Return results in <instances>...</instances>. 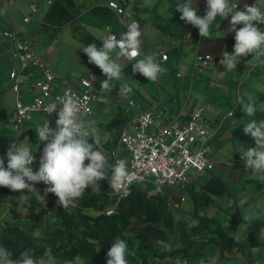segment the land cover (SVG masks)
Instances as JSON below:
<instances>
[{
	"label": "crops",
	"instance_id": "0c3cea01",
	"mask_svg": "<svg viewBox=\"0 0 264 264\" xmlns=\"http://www.w3.org/2000/svg\"><path fill=\"white\" fill-rule=\"evenodd\" d=\"M53 1L48 0L47 4L51 5ZM75 1L78 8L81 7L82 10L81 12L79 10L77 25H79V15L92 18L99 24L97 28V26H93L90 19H86L81 26L85 33L96 38L98 48L102 47L101 41L107 37L109 32L120 36L126 31L107 6L110 1H115L124 6L127 24L132 20L139 22L142 29L141 49L143 53L154 55L162 51L166 52L169 57L168 61L163 64L165 71L158 76L156 81H148L139 73H133L132 67L135 62L113 54V59H116L121 65V78L110 82L117 83L116 91L112 87L110 91H101L100 87L99 94L107 99V104H93L91 116L79 114L85 124H90L87 127L91 138L98 135L101 139H106L101 128L118 108L119 113H121V109H124L125 112L121 118L122 131L126 123L141 112H153L155 126L151 130H154L171 120H175L180 125L185 124L198 109L204 108L205 119L212 123L209 128V143L212 151L211 158L215 163L214 169L220 164L221 167L226 165L222 159L227 155L237 157L240 151L255 147L254 139L243 133V125L252 117L244 115L238 101L243 98L247 103L248 97H253L258 111L256 118L264 120V112H261L264 111V100L262 99L264 96V64L257 63L255 67L246 66V62L252 59L251 55L242 58L236 69H224L220 64L223 51L229 53L234 51L235 32L228 31L231 26L230 16L226 19L217 17L210 25V35L201 37L198 28L180 19L181 13L176 10L175 5L184 2V0H109L107 3L101 0ZM31 3L36 2L32 1ZM193 3V6L198 9V15L203 17L206 14V0H193ZM229 3L234 4V0H229ZM245 3L252 5L255 0H240L238 9L243 10ZM26 4L25 0H0V99L5 95L9 100V102L2 101L0 108L7 112L13 110L14 117L18 101L28 104L34 100L37 94L36 83L41 79V72L32 64H28L27 69H21L19 61L13 57V43L3 36L4 31L12 29L22 38L31 41L35 55L58 79L75 81L80 77H87L97 85L107 79L96 65L88 62V57L82 50L88 44L74 35V32L70 37L66 36L63 41L62 38H59L54 41L55 43L44 44L40 49H36L35 41L37 37L38 40L40 39V32L34 23H41L43 26L48 10L42 11L38 6V12L33 20L29 24H24L23 14L27 13L23 11L28 12L29 8ZM129 6L133 7L134 13L127 12ZM68 25L72 24L65 26ZM259 27L264 31V25H259ZM32 36L33 38H30ZM197 55L210 56L212 60L203 68L202 72L195 74L193 65ZM66 59H69L72 69H74L68 73L63 70ZM13 71L18 72V93L14 91L13 81L10 79V74ZM125 84L132 88V92L120 95L119 90ZM156 86L158 87L157 91ZM10 89L13 91H9ZM259 101H262V104H258ZM131 102L135 106H130ZM229 113L232 115L230 116ZM40 116V114L35 115L27 123L25 134L32 136V128L44 124L45 120L43 121ZM1 129L2 127H0ZM119 134L112 139L108 138L107 142L103 143L105 145H102L100 140L94 139L108 150L116 143ZM257 148L261 149L258 146ZM35 149H32V152ZM122 155H125L124 151H122ZM241 165L244 166V163ZM203 175V173L196 174L190 182L188 188L191 194L201 193L200 185L212 176L203 177ZM236 181L240 182L238 178ZM251 181L256 184V195H262L264 173H255ZM252 230L255 231L261 243L260 246H256L259 252L255 261L258 262L260 257H264V239L258 236L259 229L251 228L250 232ZM230 262L227 261V264ZM213 263L215 262L209 264ZM218 263L222 264L221 261Z\"/></svg>",
	"mask_w": 264,
	"mask_h": 264
},
{
	"label": "clouds",
	"instance_id": "9594fccd",
	"mask_svg": "<svg viewBox=\"0 0 264 264\" xmlns=\"http://www.w3.org/2000/svg\"><path fill=\"white\" fill-rule=\"evenodd\" d=\"M193 0L175 5L181 13L180 19L187 24L198 28L201 37L210 35V25L220 17L226 19L229 16V32H235L234 51H223L220 64L224 69H236L242 58L251 55L252 59L246 62V66L255 67L257 63L264 64V31L259 25H264V2L255 0L252 5L244 4L243 10L238 9V4H230L229 0H206V14L198 15L197 7L193 6ZM239 26V27H238ZM127 30L117 39L116 36H107L102 42V47L95 43L82 48L88 57L90 64L96 65L107 79L101 81V91L111 90V81L121 78V65L113 54L120 57L136 59L133 63V73H139L148 81H156L165 69L157 62L155 55H144L141 50L142 29L138 21L132 20L126 25ZM132 88L122 85L119 94L127 95ZM238 103L240 109L248 117H252L243 125V133L255 141V147L243 150L240 160L244 162L245 173H264V150H258L257 146L264 149V120L256 118L257 106L253 97H248L245 103L241 98ZM50 114L56 112L58 118L55 128L47 121L43 126L35 129L39 142L44 143L39 159L38 171H33L32 165L36 160L32 150L16 142L9 144L6 150L7 166L0 158V187H5L13 192H28L38 198H44L35 184L43 182L47 185L44 195L54 194L57 204L64 209L75 207V202L80 199L88 188L100 191V181L107 180L110 188L119 192L127 183L129 173L126 161L119 160L110 165L106 156L95 147L96 141L90 142L91 133L87 125L80 119L81 102L79 98L66 95L50 105ZM264 112V111H261ZM88 161V163H86ZM25 199L30 197L25 196ZM244 225L256 221H264L260 216L249 209L242 215ZM264 239V227L259 229V235ZM156 243L165 249L170 247L163 240ZM36 249L28 248L20 252L18 259H13V252L7 247L0 246V264H55L51 248H46L39 258L34 257ZM128 245L125 240L116 238L106 254L107 264H128ZM65 264H72L65 261Z\"/></svg>",
	"mask_w": 264,
	"mask_h": 264
},
{
	"label": "trees",
	"instance_id": "16d2710c",
	"mask_svg": "<svg viewBox=\"0 0 264 264\" xmlns=\"http://www.w3.org/2000/svg\"><path fill=\"white\" fill-rule=\"evenodd\" d=\"M78 13L75 0H54L45 15L43 27L47 32H53L66 24H72L74 35L80 40L86 44H96V38L85 33L76 24ZM262 99L264 100V96ZM7 118V111L0 108V120ZM13 141L19 145L21 138L0 136V158L6 157V150ZM92 141L96 140L90 137V142ZM95 147L108 160V150H104V146L97 141ZM34 187L44 198L26 191L13 192L0 187V205L12 198L30 194L32 197L26 204L28 212L25 219L32 226L31 230H41L44 218L47 217L45 233L48 236L45 237H49L51 242L60 238L62 241L57 246L44 247L37 243V238L28 229L17 224H7L0 230V246L13 252V259H18L20 252L28 248L36 249L34 257L39 258L50 247L53 256L58 255L65 260L82 257L85 264H100L101 255L107 254L113 241L120 238L128 245V264H157L166 258H182L196 264L206 255L201 251H215L221 261L234 259L237 253H244L247 249L261 245L255 231L252 230L246 240H238L217 218L206 214L195 213L190 220L177 218L170 207L168 195L162 190L149 197L142 186H136L127 198L113 206L115 213L107 216L106 208L113 203L105 195L94 193L91 187L75 202V207L67 209L57 204L58 198L54 194L44 195L47 185L43 182ZM200 190L204 200H212L211 195L225 196L230 188L223 179L212 175L200 185ZM233 215L242 221L240 214ZM193 220L196 222L192 223ZM158 240L165 241L170 247L165 249L156 243ZM135 249L139 251L136 252Z\"/></svg>",
	"mask_w": 264,
	"mask_h": 264
},
{
	"label": "built area",
	"instance_id": "2783aa9c",
	"mask_svg": "<svg viewBox=\"0 0 264 264\" xmlns=\"http://www.w3.org/2000/svg\"><path fill=\"white\" fill-rule=\"evenodd\" d=\"M240 0H234V5ZM51 3V2H50ZM108 8L112 10L118 22L127 30L125 22V8L115 1L108 3ZM38 12L37 3L29 5L27 14H23V23L29 24ZM3 36L8 38L14 46L13 57L19 61L21 69H27L28 64H32L41 72V79L36 83L37 94L31 103L24 104L18 101L15 111V129H20L21 125L28 123L37 114L45 115L44 124L50 117L58 118L56 112L50 114V105L57 102L59 98L72 95L79 98L81 111L79 114L91 116L93 114L92 105L95 103L105 104L107 99L99 94L100 85H97L87 77H80L75 81L58 79L56 75L35 55L31 41L22 38L14 30L3 32ZM107 36L119 35L109 32ZM142 50V49H141ZM143 53V51H142ZM145 55V53H143ZM157 62L163 67L169 57L166 52L154 54ZM129 61L136 62V59L126 57ZM210 56L197 55L193 65V73L202 72L211 61ZM180 76V75H178ZM13 81V89L19 92L18 72L10 74ZM130 106H135L130 103ZM204 108L198 109L185 124H178L175 120L153 129L155 126V115L152 111L139 113L130 122H127L124 130L119 135L118 140L108 151V163L114 165L119 160L126 161L129 173L126 185L116 192L110 188L107 180L100 181L101 190L93 191L99 195H105L112 205L106 208V215L115 213V208L121 200L127 198L134 187L142 186L145 183H153L160 187H175L187 189L196 174L210 172L214 170L215 163L212 160V151L209 143L211 122L204 117ZM231 116L232 113H229ZM44 144L35 149L32 168L36 171L38 157L41 156ZM124 150L125 155H122ZM264 150V149H260ZM240 151L236 157L235 164L241 165ZM149 197L156 193L146 191ZM157 264H191L182 258H166ZM213 264H220L215 262ZM256 264H261L259 261Z\"/></svg>",
	"mask_w": 264,
	"mask_h": 264
},
{
	"label": "rangeland",
	"instance_id": "374dc122",
	"mask_svg": "<svg viewBox=\"0 0 264 264\" xmlns=\"http://www.w3.org/2000/svg\"><path fill=\"white\" fill-rule=\"evenodd\" d=\"M27 7L30 5V2L35 1L38 6L41 7L42 11L49 10L50 5L47 4L48 0H25ZM104 3H107L109 0H101ZM141 2V1H139ZM26 8V7H25ZM27 10V9H26ZM81 10V7L78 8V11ZM29 11V8H28ZM25 13H28L27 11H23ZM79 12V13H80ZM127 12L134 13V9L132 6H129L127 9ZM42 13V12H41ZM78 20V24L80 26H83V21L85 22L86 19H90L92 21L91 23L93 26H99L97 22H94L92 18H87V16H81ZM38 18V17H37ZM39 29L40 32V39L38 40V37L35 41V48L40 49L41 47L45 45H48L50 43H55L54 41H57L59 38H62V41L65 39V37H70L73 34V26L68 25L62 28H59L58 30L47 32L41 23H34ZM30 38H33L30 37ZM63 70L65 72L73 71L71 63L69 59L65 60V63L63 65ZM112 88L115 90L117 83L113 82L111 83ZM158 87L156 86V91ZM9 91H13V89H10ZM116 91V90H115ZM111 100V99H110ZM117 101V99H115ZM4 102H9L8 96H2V99H0V104ZM107 104V103H106ZM258 104H262V101L258 102ZM1 106V105H0ZM116 112L103 123V126L101 130L105 133L106 139H101L96 135L94 138L96 140H100L102 145L104 142H107V139H112L116 137L120 131H122L123 126L122 125V116L125 115L124 109H121V113H119L118 110H115ZM8 118L7 120H0V127L2 129L0 130V136H7L10 138L20 139L21 141L19 145H24L29 147L31 150L38 148L41 146L42 142H39L38 140V134L35 131V128L33 129V135H27L25 134L27 123H24L21 125L20 129L16 130L14 121L15 117L13 115V110H8ZM120 114V115H119ZM120 116V117H119ZM43 121L46 120L45 115L40 116ZM50 121L52 122V128H55V121L56 117H50ZM44 124H42L43 126ZM89 126L90 124H86ZM121 126V127H120ZM25 134V135H24ZM120 135V134H119ZM119 137V136H118ZM105 150V147H104ZM124 151V150H123ZM39 159L36 163V171H38L39 168ZM223 167H221V164L216 166V168L210 172H204L203 177H208L211 175L218 176L221 179H223L229 186L230 191L225 196H216L211 195L210 197L212 200H204V195L202 193L198 194H191L189 188L187 189H181V188H175V187H160L153 183H145L142 185V188L146 191L157 193L158 191L162 190L166 195L169 197V204L170 207L175 214L177 218H183L184 220H190L192 215L197 213L200 215H208L209 217H214L219 220L221 224L228 227L230 232L233 233V235L238 240H246L251 228H257L260 229L263 227L264 221H256L252 224H248L247 226L242 224L243 221H240V218L234 216L233 214L237 213L241 216L248 211L249 209H252L255 211L259 216L261 220H264V192L262 195H256V184L253 183L251 180L254 176V174L251 173V171L245 173L244 166L243 165H236L235 155L231 156L230 154L227 155L224 159ZM4 161L7 162V157L4 158ZM236 177V178H235ZM239 179L240 182H237L236 179ZM261 191V190H260ZM259 191V192H260ZM258 192V193H259ZM256 195V196H255ZM30 198L25 199L23 197L20 198H12L11 200H8V202L5 201V203H2L0 205V230L6 226L7 224H17L25 229H28L31 231L32 234L35 235L37 238V243L41 244L44 247H48L51 245H59V243L62 241V239H58L56 241L52 240V242L49 240V237L45 231L47 230V220L45 217L44 222L41 225V230L34 228L32 229V226L27 222L25 219V215L28 212V208L26 204L29 202V199H31L32 196L30 194L26 195ZM46 202H43V206H45ZM227 207L230 209H227ZM261 211V212H260ZM50 216L48 215V219ZM196 221L193 220L192 223H195ZM39 232V235L37 236V233ZM46 234V235H45ZM248 251H245L244 253H237V255H234V259H223L221 260L222 264H227V261H231L229 264H256L257 261H255V258L258 256L259 249L258 247H254L252 249H247ZM134 251H139V249H135ZM249 252V253H248ZM203 255H205L204 258L197 261L196 264H208L210 262H216L220 261L218 254L214 252H206L201 251ZM55 264H65V261H71L72 264H85V260L82 257H77L75 259L71 260H65L61 258L58 255H55ZM254 259H253V258ZM261 264H264V257H260ZM191 263V262H190ZM100 264H107V258L106 253L101 255V263Z\"/></svg>",
	"mask_w": 264,
	"mask_h": 264
}]
</instances>
